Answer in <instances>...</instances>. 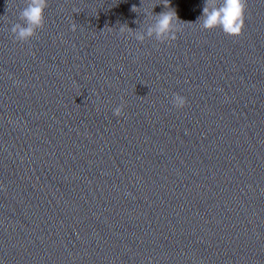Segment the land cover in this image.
<instances>
[{"label":"water","instance_id":"obj_1","mask_svg":"<svg viewBox=\"0 0 264 264\" xmlns=\"http://www.w3.org/2000/svg\"><path fill=\"white\" fill-rule=\"evenodd\" d=\"M46 3L19 41L0 0V264H264V0L163 43L118 30L163 0Z\"/></svg>","mask_w":264,"mask_h":264},{"label":"clouds","instance_id":"obj_2","mask_svg":"<svg viewBox=\"0 0 264 264\" xmlns=\"http://www.w3.org/2000/svg\"><path fill=\"white\" fill-rule=\"evenodd\" d=\"M166 11L158 13L156 25L148 29L147 36L137 35L135 30L126 24H121L119 32L128 34L138 41L155 37L156 41L161 43L172 41L177 38V33L182 27L199 23L203 30L221 29L228 35H240L245 26V11L247 0H205L202 7V13L195 23L182 21L174 8L170 6V0H163ZM47 7L46 0H26V7L19 12V19L24 24L15 23L11 31L19 41H27L33 37L37 30L44 26V9ZM155 7V6H154ZM140 7L133 5L132 11H137ZM77 25L72 24V30L75 31ZM176 107H183L186 98L176 94L172 101ZM123 111V105L114 109V114L120 116Z\"/></svg>","mask_w":264,"mask_h":264}]
</instances>
